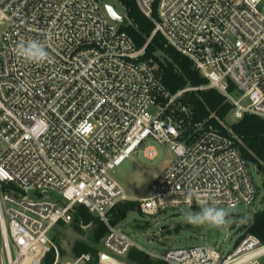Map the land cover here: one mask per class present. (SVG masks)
I'll return each instance as SVG.
<instances>
[{
    "label": "built area",
    "instance_id": "1",
    "mask_svg": "<svg viewBox=\"0 0 264 264\" xmlns=\"http://www.w3.org/2000/svg\"><path fill=\"white\" fill-rule=\"evenodd\" d=\"M154 24L144 47L99 0H0V264H96L91 252L63 263L49 233L84 207L108 227L106 250L136 245L109 224L126 200L110 171L148 140L169 144L174 159L139 201L142 214L250 206L257 196L238 137L195 123L154 67L142 60L159 34L187 57L231 104L236 121L264 119V0H134ZM39 41L49 59L18 55ZM238 91V98L233 92ZM145 153L154 158L156 152ZM167 264H262L264 244L246 233L229 254L214 246L170 248Z\"/></svg>",
    "mask_w": 264,
    "mask_h": 264
},
{
    "label": "rangeland",
    "instance_id": "2",
    "mask_svg": "<svg viewBox=\"0 0 264 264\" xmlns=\"http://www.w3.org/2000/svg\"><path fill=\"white\" fill-rule=\"evenodd\" d=\"M103 8L106 5L112 6L120 16H127L128 12L125 5L120 0H99ZM4 29L0 27V35ZM157 56L164 58L165 54L158 52ZM203 89L187 90L180 97V103L185 105L184 99L188 94ZM197 87V88H201ZM191 88V87H188ZM193 88V87H192ZM233 96L238 98L240 93L233 92ZM191 112V111H190ZM192 114V112H191ZM237 122L234 112L231 111L223 123L225 126ZM153 148L156 152L154 158L146 155L147 148ZM4 146L0 147V152ZM175 155L169 144H160L154 140L145 141L136 153L129 156L121 165L110 171V176L122 188L126 200L140 201L151 193V186L158 175L169 165ZM250 173L257 188V196L254 203L250 206L221 207L229 212L231 223L224 227H211L208 225L196 226L186 221L188 212H198L200 208H181L168 210L154 216L131 212L127 219L117 225L125 231L135 242L133 248L146 253L154 262L162 261L157 255L170 248H187L196 246H214L222 255H227L233 251L239 240L247 233L252 223L255 213L264 209V175L257 167H251ZM140 209V208H139ZM110 218V216H109ZM169 226L166 230L161 227ZM92 224H59L49 233V237L55 242L63 263L70 262L76 255L73 246L76 241H85L97 250L95 257L96 264H130L126 260L127 256H116L105 249L103 241L107 233L97 243H91L89 238L92 234ZM164 262V261H163ZM264 264V259L261 260ZM167 264V263H166Z\"/></svg>",
    "mask_w": 264,
    "mask_h": 264
},
{
    "label": "trees",
    "instance_id": "3",
    "mask_svg": "<svg viewBox=\"0 0 264 264\" xmlns=\"http://www.w3.org/2000/svg\"><path fill=\"white\" fill-rule=\"evenodd\" d=\"M128 12L129 24L121 29L127 32L135 41L138 49L144 47L154 31V24L139 10L134 0H120ZM165 54L164 58L157 53ZM142 60L148 61L155 69L158 77L172 94L188 88L201 87L209 84L187 57L166 45L163 38L157 34L149 42ZM185 105L192 112L195 123L207 122L215 128L238 137L237 146L249 167H257L264 175V119L246 115L243 119L225 126L223 123L232 111L231 104L216 89L197 91L188 94L184 99ZM138 201H124L118 203L110 213L109 222L117 225L124 222L131 212H139ZM92 224L91 243L99 242L107 233V226L98 218L92 216L84 207L76 209L72 224ZM247 233L258 237L264 244V209L255 213ZM76 256L83 252L96 254L97 250L88 242L76 241L73 246ZM126 260L130 264H166L163 261L154 262L146 253L132 248Z\"/></svg>",
    "mask_w": 264,
    "mask_h": 264
},
{
    "label": "clouds",
    "instance_id": "4",
    "mask_svg": "<svg viewBox=\"0 0 264 264\" xmlns=\"http://www.w3.org/2000/svg\"><path fill=\"white\" fill-rule=\"evenodd\" d=\"M18 55L32 63H43L49 59L45 47L36 40H29L27 43H21L17 49ZM200 210L198 212H188L186 221L190 224L200 226L208 225L211 227H224L231 223L229 212L218 207L214 201H198Z\"/></svg>",
    "mask_w": 264,
    "mask_h": 264
},
{
    "label": "water",
    "instance_id": "5",
    "mask_svg": "<svg viewBox=\"0 0 264 264\" xmlns=\"http://www.w3.org/2000/svg\"><path fill=\"white\" fill-rule=\"evenodd\" d=\"M105 10H106L107 14L109 15V17L115 23L122 25V26H127L129 24L128 17L127 16H120L112 6L106 5ZM168 228H169V226L167 225V226L161 227L160 230H166Z\"/></svg>",
    "mask_w": 264,
    "mask_h": 264
}]
</instances>
